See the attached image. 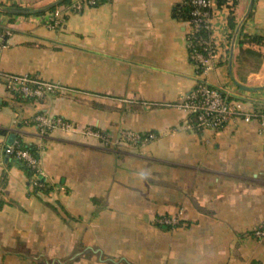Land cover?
<instances>
[{
  "label": "crops",
  "instance_id": "0c3cea01",
  "mask_svg": "<svg viewBox=\"0 0 264 264\" xmlns=\"http://www.w3.org/2000/svg\"><path fill=\"white\" fill-rule=\"evenodd\" d=\"M63 1L0 0V26L11 31L0 72L73 91L23 101L0 79V264H264L259 124L199 131L171 106L200 74L189 21L176 12L187 0H108L80 14ZM214 2L218 58L207 83L251 110L264 100V0ZM4 7L28 15L11 20ZM54 14L63 23L50 30ZM38 115L75 128L42 141L28 124ZM88 127L155 139L110 151ZM19 138L38 150L41 190L5 152Z\"/></svg>",
  "mask_w": 264,
  "mask_h": 264
},
{
  "label": "built area",
  "instance_id": "2783aa9c",
  "mask_svg": "<svg viewBox=\"0 0 264 264\" xmlns=\"http://www.w3.org/2000/svg\"><path fill=\"white\" fill-rule=\"evenodd\" d=\"M104 1L108 0H74L67 9L70 13L80 14L84 10L96 7ZM188 3L192 7V11L187 35V47L189 58L200 74L196 87L186 99L171 106L185 112L199 131L216 132L235 120H241L245 123H258L264 134V100L260 103L263 106L262 108L260 106L247 110L243 102L230 99L224 91L213 88L207 83L208 75L214 69L218 58L217 43L213 38L214 0H188ZM62 23L63 20L58 14L51 15L46 20V26L50 30L59 28ZM9 35L8 30L0 33V48L6 46ZM0 79L3 80L9 93L21 95L26 99L42 100L50 96L71 94L73 92L59 83L46 81L28 74L13 75L0 72ZM33 121L37 137L42 141H46L52 132L56 130L71 131L75 128L72 122L61 117L38 115ZM85 134L99 139L102 147L110 151H116L119 146L123 145L137 149L155 139L153 133L141 134L125 129L121 130L114 139L92 128H87ZM5 152L12 160L26 164L33 171L31 183L34 188L43 187L39 183L43 175L39 153L33 155L24 150L19 140L8 146ZM158 223L162 226L174 228L178 225V220L173 217H162L158 220ZM256 235L264 236V226L256 231Z\"/></svg>",
  "mask_w": 264,
  "mask_h": 264
},
{
  "label": "trees",
  "instance_id": "16d2710c",
  "mask_svg": "<svg viewBox=\"0 0 264 264\" xmlns=\"http://www.w3.org/2000/svg\"><path fill=\"white\" fill-rule=\"evenodd\" d=\"M71 0H64L61 4H66V3H70ZM72 3V2H71ZM56 8V6H52L50 9V11H54ZM4 10H5V13L7 16L10 17L11 20H13V18L17 17V16H24V15H28L25 11L21 10L20 8H16V7H11V8H7V7H4ZM191 11H192V7L189 5L188 3V0L186 1V5L183 6V7H178L176 9V12H178L180 15H181V18L183 20H188L189 22L191 21ZM5 30H8L10 33L11 31L9 29H6L2 26H0V33H2L3 31ZM16 99H19V100H23V101H38V100H35V99H26V98H23L21 95H18V94H12ZM261 104H257L256 107H260ZM263 106H261L260 108H262ZM29 125H32L34 126V121L32 122H28ZM24 125H27V123H25ZM19 142H20V145L21 147L24 149V150H27L29 151L30 153H32L33 155H37L38 154V150L35 146L33 145H28L26 144L22 139H18ZM12 162H14L15 164H17L20 168H22L25 173L31 177L32 179V176H33V171L27 167L26 164L24 163H21V162H15L14 160H12ZM43 186H44V183L40 180V182ZM43 188V187H42ZM42 188H36L38 190H41ZM165 227V226H163ZM168 228V227H167Z\"/></svg>",
  "mask_w": 264,
  "mask_h": 264
},
{
  "label": "rangeland",
  "instance_id": "374dc122",
  "mask_svg": "<svg viewBox=\"0 0 264 264\" xmlns=\"http://www.w3.org/2000/svg\"><path fill=\"white\" fill-rule=\"evenodd\" d=\"M72 93H73V92H72ZM72 93H71V94H72ZM63 95H68V94H63ZM72 124H73V123H72ZM88 128H90V127H88ZM86 129H87V128L82 129V131H83L84 134H85V132H86ZM85 135H86V134H85Z\"/></svg>",
  "mask_w": 264,
  "mask_h": 264
},
{
  "label": "water",
  "instance_id": "95a60500",
  "mask_svg": "<svg viewBox=\"0 0 264 264\" xmlns=\"http://www.w3.org/2000/svg\"><path fill=\"white\" fill-rule=\"evenodd\" d=\"M14 138H15L14 136H11V142H12V140H14Z\"/></svg>",
  "mask_w": 264,
  "mask_h": 264
}]
</instances>
